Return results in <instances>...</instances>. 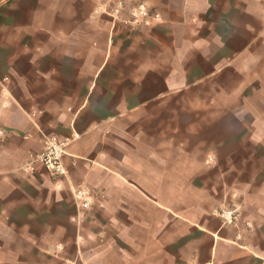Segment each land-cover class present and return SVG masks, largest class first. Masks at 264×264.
<instances>
[{"label": "crops", "instance_id": "obj_1", "mask_svg": "<svg viewBox=\"0 0 264 264\" xmlns=\"http://www.w3.org/2000/svg\"><path fill=\"white\" fill-rule=\"evenodd\" d=\"M151 1L162 22L211 23L216 11L231 36L243 24L247 43L216 71L236 66L253 41L264 40V0ZM105 4L0 0V126L8 132L0 142V260L264 264V207L251 213L252 224H244L233 211L213 216L188 197L181 209L162 206L159 194L145 190L143 162H114L96 142L97 129L129 110L126 102H133L130 109L145 102L143 83L120 86L102 78L112 27L103 26L95 12ZM253 8L261 23L256 31L246 19ZM100 102L102 110L93 106ZM43 133L69 138L66 176L51 177L42 166L28 175L18 170L28 150L41 148ZM82 185L95 192L87 209L73 196Z\"/></svg>", "mask_w": 264, "mask_h": 264}, {"label": "rangeland", "instance_id": "obj_2", "mask_svg": "<svg viewBox=\"0 0 264 264\" xmlns=\"http://www.w3.org/2000/svg\"><path fill=\"white\" fill-rule=\"evenodd\" d=\"M114 1L97 0L106 4L95 12L112 27L102 78L143 83L145 102L134 109L126 102L129 110L97 129L96 142L114 162H143L145 190L159 194L162 206L181 209L188 197L213 216L227 209L252 224L251 213L264 207V40L253 41L236 66L216 71L247 43L243 24L231 36L216 11L211 23H170L151 0H123L118 12ZM140 3L147 16L132 14ZM258 16V8L246 13L253 31L261 26Z\"/></svg>", "mask_w": 264, "mask_h": 264}, {"label": "built area", "instance_id": "obj_3", "mask_svg": "<svg viewBox=\"0 0 264 264\" xmlns=\"http://www.w3.org/2000/svg\"><path fill=\"white\" fill-rule=\"evenodd\" d=\"M122 7L123 0H115L112 11L118 12ZM132 14L135 16H147L148 12L145 4L140 3L132 7ZM155 17H158V14H155ZM6 79L7 77L4 76L1 80L4 81ZM7 134V130L0 126V142L6 139ZM68 142V137H59L55 133H43L41 148L39 150H28L24 160L19 164L18 170L28 175L33 174L39 166H42L51 177L66 176L68 170L64 164L63 157L66 154ZM73 196L80 208L87 209L94 203L95 192L88 186L82 185L73 188ZM222 214L230 217L231 210L222 211Z\"/></svg>", "mask_w": 264, "mask_h": 264}]
</instances>
